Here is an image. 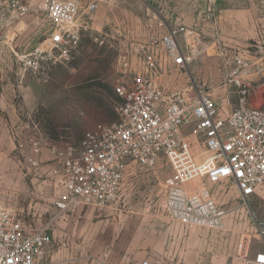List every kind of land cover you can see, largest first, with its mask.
<instances>
[{"label": "rangeland", "instance_id": "rangeland-1", "mask_svg": "<svg viewBox=\"0 0 264 264\" xmlns=\"http://www.w3.org/2000/svg\"><path fill=\"white\" fill-rule=\"evenodd\" d=\"M160 3L102 4L73 60L48 64L36 74L25 70L23 60L48 36V4L46 0H0V202L13 207L35 229L51 223L50 264H119L126 227L113 226L107 209L83 205L66 213L55 210L51 187L42 182L46 176L26 175L17 140L34 138L46 149L78 145L99 124L118 122L122 99L115 91L117 61L131 43L184 24L197 39L192 80L215 89L226 110L235 109L237 95L232 91L223 97L221 83L241 54L252 64L245 74V84L252 89L250 107H264L263 2L216 0L215 18L209 16L206 0ZM127 174H132L133 186L127 199L123 197L122 212L128 203L142 208L160 204L162 183L170 174L166 162L154 169L133 165ZM209 189L226 212L224 227L187 228L164 218L156 251L162 257L164 252L171 254L161 264H242L237 258L241 242L264 244L257 236V225L264 221V190L245 202L233 183L213 184ZM143 214L138 225L142 226V252L147 236L157 233Z\"/></svg>", "mask_w": 264, "mask_h": 264}, {"label": "built area", "instance_id": "built-area-1", "mask_svg": "<svg viewBox=\"0 0 264 264\" xmlns=\"http://www.w3.org/2000/svg\"><path fill=\"white\" fill-rule=\"evenodd\" d=\"M117 1L46 0L48 36L25 56V70L38 74L48 64L72 61L93 27V14ZM206 1L215 18L216 0ZM193 35L188 26L174 25L131 43L119 56L118 122L99 124L78 145L46 149L34 138L17 140L26 175L46 176L42 182L51 187L55 210L66 213L85 205L118 212L133 165L154 169L161 161L170 170L162 183V216L187 228L224 227L226 212L209 185L233 183L245 202L264 190V107H250L252 89L245 84L252 64L238 54L221 83L223 97L232 91L237 95L236 108L228 111L215 89L189 76L197 57ZM50 225L35 229L0 202V264H50ZM257 236L264 240V221L257 225ZM237 258L242 264H264V244L241 242Z\"/></svg>", "mask_w": 264, "mask_h": 264}, {"label": "crops", "instance_id": "crops-1", "mask_svg": "<svg viewBox=\"0 0 264 264\" xmlns=\"http://www.w3.org/2000/svg\"><path fill=\"white\" fill-rule=\"evenodd\" d=\"M134 175V174H133ZM132 174H127L125 177V184L123 187V196L125 199L129 196L132 189V183L130 177ZM127 206L124 207L123 212L122 208L116 212L114 209H107L106 212L109 213V216L112 217L113 226H121L126 227V238L121 240L122 245L118 249V263L119 264H144L148 262V264H153L152 260L162 259L161 261H157L158 264H161L164 260V257L171 254L170 252H162L164 257L158 254L159 251H156L159 247L158 243V235H161V227H162V220L164 217L162 216L161 210L159 205H145L142 208V205H132L130 203L126 204ZM152 211V215H147L145 213ZM142 212H144V217L147 220L148 225L153 226L156 228L154 230L155 233L152 237L147 236L146 243L147 245L144 247V251L142 252V226H138L142 220ZM149 221V222H148ZM130 227V230H127ZM141 227V228H139ZM128 236V238H127ZM152 238V239H151ZM152 245V246H151ZM155 249V250H154ZM113 251V257H114Z\"/></svg>", "mask_w": 264, "mask_h": 264}]
</instances>
